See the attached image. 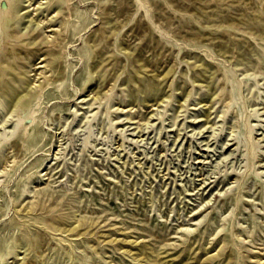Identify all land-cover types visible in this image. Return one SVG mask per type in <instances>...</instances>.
Here are the masks:
<instances>
[{"label":"rangeland","instance_id":"374dc122","mask_svg":"<svg viewBox=\"0 0 264 264\" xmlns=\"http://www.w3.org/2000/svg\"><path fill=\"white\" fill-rule=\"evenodd\" d=\"M3 21L0 134L29 126L0 145V264H264V0H11Z\"/></svg>","mask_w":264,"mask_h":264},{"label":"bare ground","instance_id":"6f19581e","mask_svg":"<svg viewBox=\"0 0 264 264\" xmlns=\"http://www.w3.org/2000/svg\"><path fill=\"white\" fill-rule=\"evenodd\" d=\"M135 6H136V9H135V15L137 14V13H139L140 12V14L142 15V17H143V4L140 2V1H137V3L135 4ZM10 7H11V0H0V37H1V33H2V29L4 28V23L5 24H7V26L9 25L8 24V20H6V22H4L3 20L5 19V18H7L8 17V14H9V9H10ZM145 19V18H144ZM4 22V23H3ZM246 32V31H245ZM251 33V32H250ZM17 35H16V31L15 30H13L12 31V37H16ZM37 37V36H36ZM34 40H36V39H34ZM41 40V39H40ZM42 41V40H41ZM31 42H32V40H31ZM31 42H27L26 44H25V47L26 48H28V46L29 45H31ZM37 42H38V40H37ZM54 42V41H53ZM0 43H1V38H0ZM32 43H35V41L34 42H32ZM51 43V42H50ZM49 43V44H50ZM40 44V43H39ZM36 45H38V43L36 44ZM32 46H34L33 44H32ZM52 46V45H51ZM30 47V46H29ZM29 49V48H28ZM27 49V50H28ZM30 50V49H29ZM34 50V49H33ZM6 51H7V54L11 57V58H16V57H19L20 56V52H19V50L18 49H16V47L15 46H13V45H10V47H8L7 49H6ZM32 52V51H31ZM7 67H9V66H7ZM143 68V67H142ZM11 69V68H10ZM12 70V69H11ZM17 71V70H16ZM12 72V71H11ZM14 73V72H13ZM140 73V72H139ZM169 73V72H168ZM167 73V74H168ZM16 74V73H15ZM18 74H20V72H18ZM17 74V75H18ZM165 75V74H164ZM10 76H12V75H10ZM166 76V75H165ZM15 77V76H14ZM167 77V76H166ZM13 78V77H12ZM16 78V77H15ZM165 78V77H164ZM1 82H3V85H1L2 86V90L4 91V92H6L8 95H9V97L10 96H12L13 94H14V96H15V94H16V90L15 89H13L8 83V81H6V79L5 78H3V76L1 77ZM154 79V78H153ZM154 82V81H153ZM152 83V82H151ZM156 82H154V84H155ZM149 84V83H148ZM152 85V84H151ZM157 86V85H156ZM10 87L12 88V89H10ZM160 87V86H159ZM158 87V88H159ZM149 88H152L151 86H149ZM155 88V87H154ZM112 89V88H111ZM110 89V90H111ZM155 90V89H154ZM106 93V92H105ZM104 93V95L107 97V95L109 94L110 95V91L108 92V94L106 95ZM17 95V94H16ZM109 97V96H108ZM107 97V98H108ZM13 98V97H12ZM105 98V97H104ZM11 99V98H10ZM14 99V98H13ZM103 99V98H102ZM164 99V98H163ZM161 100V99H160ZM165 100V99H164ZM13 102V101H12ZM94 113V112H93ZM28 118H30V124H33V120H34V117H32V116H30V117H28ZM29 126V123L26 121L25 122V118H21V117H19L17 120H15V122H14V124H13V126H12V128H11V130H8L9 132H6V134H5V132H4V134L3 133H1L0 135H1V137H0V145H2V144H5L11 137H16V136H18V138L19 139H21L24 143L26 142V137L28 136L27 135V133H26V129H27V127ZM124 130V128H122V131ZM119 131H120V129H119ZM121 134H124L123 132H121ZM89 136H90V133H89V131L87 132V134H86V137H85V140H84V143H85V145H86V143H87V140H88V138H89ZM121 137H122V135H121ZM120 137V138H121ZM228 144H230V143H228ZM226 145V144H225ZM235 145V143H233V144H231L230 145V147L228 148V149H230L231 147H233ZM225 147V146H224ZM258 147V146H257ZM254 149H256V147L254 148ZM256 156V152L254 153V157ZM261 172H263V171H261ZM259 175V173H257V176ZM234 176H236L237 178L240 176L239 174H234ZM204 188H206V187H204ZM212 192V191H211ZM49 219V222L47 223L46 222V224H48V227H50V228H55V225L57 224V221L60 219V217L59 216H50V218H48ZM62 219V218H61ZM60 219V220H61ZM45 223V222H44ZM58 241L60 242V243H63V245H66L67 243H69V239H67V238H64L63 236H61L60 238H58ZM10 249V248H9ZM3 254L4 253H2V254H0V259H1V257L3 256Z\"/></svg>","mask_w":264,"mask_h":264}]
</instances>
